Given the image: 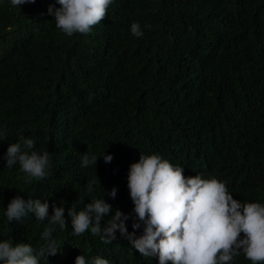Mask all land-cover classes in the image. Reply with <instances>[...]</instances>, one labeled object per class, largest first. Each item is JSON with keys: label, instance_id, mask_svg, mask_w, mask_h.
I'll return each mask as SVG.
<instances>
[{"label": "trees", "instance_id": "trees-1", "mask_svg": "<svg viewBox=\"0 0 264 264\" xmlns=\"http://www.w3.org/2000/svg\"><path fill=\"white\" fill-rule=\"evenodd\" d=\"M50 5L60 7L0 0V242L29 243L36 254L44 229L54 228L61 251L40 264H75L78 255L86 264H159L119 231L111 243L90 230L73 235L67 213L104 198L112 212L102 229L118 208L131 214L133 232L128 173L141 154L183 167L185 177H215L242 203L264 204V0H113L90 33L72 36L56 27ZM134 22L142 37L132 34ZM20 136L35 141L31 151L48 152L45 178L28 183L19 163L6 167L4 153ZM85 153L101 155L96 167H81ZM17 195L47 201L49 215L64 206L67 225L31 213L9 222ZM135 231L142 235L143 225ZM229 264L252 262L241 252Z\"/></svg>", "mask_w": 264, "mask_h": 264}, {"label": "clouds", "instance_id": "clouds-1", "mask_svg": "<svg viewBox=\"0 0 264 264\" xmlns=\"http://www.w3.org/2000/svg\"><path fill=\"white\" fill-rule=\"evenodd\" d=\"M10 2L17 7L34 4L36 0ZM57 3L60 7L50 5L48 13L55 17L58 29L72 36L90 33L105 19L113 0H57ZM131 32L136 37L144 35L136 22L132 23ZM4 140H7V134L0 131V141ZM34 145L33 139L20 136L19 141L10 143L4 153L6 167L19 163L21 171L29 178L28 183L31 179L45 178L50 168L48 152L40 155L31 151ZM99 157L85 153L81 167H96ZM103 158L105 163H110L113 155L104 154ZM91 188L89 183V191ZM128 188L136 216L133 232H128L126 223L131 214L118 208L102 229V218L112 212L111 204L103 198L92 200L79 211L67 209L73 235L79 236L90 230L91 234L100 235L104 243H111L119 231L143 257H158L159 264H229L241 252L252 264H264V204L234 199L225 183L215 177L205 179L200 174L185 177L183 167L155 154H141L139 161L130 165ZM116 194V187L108 193L112 198ZM29 213L34 214L37 221L47 220L61 229L67 225L64 206L53 205L49 215L47 201L31 197L26 200L20 195L11 199L5 215L11 222L20 221ZM141 225L143 233L137 236L135 230ZM53 231L54 228L44 229L41 238L46 243L36 254L29 243L13 244L12 238L3 240L0 242V262L40 264L41 258L55 256L61 250L52 238ZM75 264H86L85 255H78ZM93 264H109V261L96 257Z\"/></svg>", "mask_w": 264, "mask_h": 264}]
</instances>
